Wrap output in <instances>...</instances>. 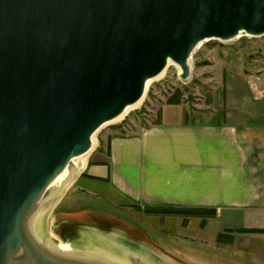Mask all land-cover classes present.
Segmentation results:
<instances>
[{
  "label": "water",
  "instance_id": "obj_1",
  "mask_svg": "<svg viewBox=\"0 0 264 264\" xmlns=\"http://www.w3.org/2000/svg\"><path fill=\"white\" fill-rule=\"evenodd\" d=\"M242 36H264V0H0V264H166L103 234L46 237L63 197L45 199L170 65L188 81L204 43Z\"/></svg>",
  "mask_w": 264,
  "mask_h": 264
},
{
  "label": "crops",
  "instance_id": "obj_2",
  "mask_svg": "<svg viewBox=\"0 0 264 264\" xmlns=\"http://www.w3.org/2000/svg\"><path fill=\"white\" fill-rule=\"evenodd\" d=\"M151 117L148 124L132 121L94 151L64 203L72 210L62 213L60 231L102 234L109 212L90 208L101 200L141 211H215V218L191 217L185 226L183 218L166 216L165 224L177 220L187 245H222L235 257L250 254L248 262L264 264V233H239L264 231V122L239 124L216 108L192 113L185 104L168 103ZM147 216L155 217L154 225L163 218ZM241 219L246 225H235ZM223 221L229 226L222 228ZM225 232L230 242L220 243Z\"/></svg>",
  "mask_w": 264,
  "mask_h": 264
},
{
  "label": "rangeland",
  "instance_id": "obj_3",
  "mask_svg": "<svg viewBox=\"0 0 264 264\" xmlns=\"http://www.w3.org/2000/svg\"><path fill=\"white\" fill-rule=\"evenodd\" d=\"M192 66V78L183 81L180 78V69L170 65L165 74L151 84L140 107L132 110L123 120L103 128L96 135V150L112 133L128 128L132 121L142 122L144 119L145 124H148L146 120H152L153 110L173 99L180 100L179 104L189 106L192 113L216 108L225 117L235 119L239 124L264 122V36H242L228 43L206 42L195 53ZM75 190L74 185L45 217L46 237L65 243V238L70 235L69 229L60 231L59 227L62 217H65L62 213L72 210L66 208L64 203ZM91 204L90 208L109 212L108 216L103 215L111 219L105 231L101 232L103 235L122 242L125 239L133 240L135 243H128L150 255L152 254L149 251H153L165 261L169 258L175 264H263L248 262L251 259L250 254L241 253L235 257L234 250L222 245L215 246V249L187 245L180 234L181 226L175 219L166 225L168 218L158 217L154 225L152 219L155 217L145 215L136 207L123 208L102 200L101 205ZM84 207L87 206L81 205L79 208ZM246 223L241 219L235 225L245 226ZM224 226H229L227 221L222 222L221 227ZM122 227L127 228L126 231ZM127 233L136 236L141 242L131 239ZM229 233L221 234L224 239L220 243L229 242ZM153 244L160 250H154Z\"/></svg>",
  "mask_w": 264,
  "mask_h": 264
},
{
  "label": "bare ground",
  "instance_id": "obj_4",
  "mask_svg": "<svg viewBox=\"0 0 264 264\" xmlns=\"http://www.w3.org/2000/svg\"><path fill=\"white\" fill-rule=\"evenodd\" d=\"M164 74H165V72L153 81H156L157 79L161 78ZM180 74H181V70H180ZM153 81L148 84V89L150 88ZM144 99L145 98H143L136 105L130 107L121 117L116 119L113 123H117V122L123 120L132 110L140 107L141 104L143 103ZM96 148H97V139H96V135H95L92 139V148L90 149V151L87 154H85V155H83L77 159H74L72 164L51 184V186L49 188V195L45 199L46 201H50L51 199H53L55 196H58V195H60V198L65 196V194L76 184L77 177L83 171H85L88 160L91 157V155L94 153ZM44 203L45 202L40 204V207L38 209L39 214L41 213V210H42V212L45 210V204ZM71 251H72V249H70V247L67 245L61 244L59 246V252L60 253L68 255L69 253H71ZM149 252L152 255L156 256V254L153 253V251H149ZM156 257H158V256H156ZM158 258L161 259L166 264H175L172 259L168 258V259H166L167 261H165L164 259H162L160 257H158Z\"/></svg>",
  "mask_w": 264,
  "mask_h": 264
},
{
  "label": "trees",
  "instance_id": "obj_5",
  "mask_svg": "<svg viewBox=\"0 0 264 264\" xmlns=\"http://www.w3.org/2000/svg\"><path fill=\"white\" fill-rule=\"evenodd\" d=\"M179 101L180 100L175 101V99H173L168 104H179ZM137 209L141 211V209L139 208ZM142 211L147 215H154V216H161V217H166V216L183 217L185 218L184 226L187 224V218L197 217V218L207 219V218L216 217L215 211L154 209V208H146ZM239 233H264V231H240ZM223 239H224L223 235H220L218 238L219 242H222ZM230 239H229V242H230Z\"/></svg>",
  "mask_w": 264,
  "mask_h": 264
}]
</instances>
